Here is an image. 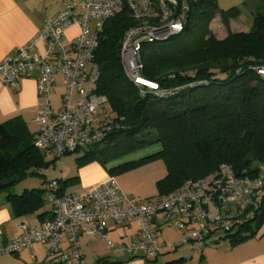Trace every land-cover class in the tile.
Masks as SVG:
<instances>
[{
	"label": "built area",
	"instance_id": "built-area-1",
	"mask_svg": "<svg viewBox=\"0 0 264 264\" xmlns=\"http://www.w3.org/2000/svg\"><path fill=\"white\" fill-rule=\"evenodd\" d=\"M61 1L60 10L43 24L34 39L0 61V80L4 84L12 85L22 77L36 80L37 130L33 144L54 158L97 144L118 127L107 98L96 92L99 71L93 58L104 22L122 7L130 11L136 23L121 41L124 73L140 96L165 97L179 88L163 89L157 81L142 75V46L179 35L190 9L187 0ZM74 26L79 31L67 43L65 32ZM39 41L44 43L43 54L36 50ZM252 68L264 78V65ZM56 75L64 79L57 110L51 101ZM57 186V180L46 183L51 217L39 227L19 222L20 233L1 243L0 253H15L26 247L33 264H44L33 251L34 243H42L51 264H85L81 237L96 236L116 252L145 258L188 243L199 247L218 245L257 218L264 194V159L254 176L237 174L231 165L222 164L207 176L187 180L168 195L147 200L129 196L111 175L82 193H59ZM157 218L160 225L179 231L177 240H159ZM108 220L119 226L135 222L137 228L128 242L117 243L106 234Z\"/></svg>",
	"mask_w": 264,
	"mask_h": 264
},
{
	"label": "trees",
	"instance_id": "trees-1",
	"mask_svg": "<svg viewBox=\"0 0 264 264\" xmlns=\"http://www.w3.org/2000/svg\"><path fill=\"white\" fill-rule=\"evenodd\" d=\"M187 2L190 7L187 23L179 35L142 46V75L157 81L163 89L179 88L165 97L140 96L124 73L121 41L136 23L130 11L122 7L104 22L93 58L99 71L96 92L107 98L108 109L118 127L104 140L82 148L86 150L79 158L81 166L94 161L105 166L159 143V152L107 171L113 176L121 167L160 157L167 168L166 175L157 182L160 196L174 192L187 180L209 175L222 164L231 165L237 174L254 176L264 159V78L252 68L264 65V12L254 16L247 34L229 36L219 43L208 35L209 21L219 14L222 24L229 29L230 21L240 15L241 9L237 6L220 9L216 0ZM183 35L188 38H182ZM215 45L220 47L221 59L207 56V50L215 53ZM183 57L194 65H187L183 61L189 59ZM177 67L183 70L172 72ZM44 156L34 146L33 136L22 140L11 125L0 124V182L16 174L21 178L37 174L46 164ZM71 179L57 180L60 185L57 192L64 193L63 184ZM6 188L0 184V191ZM44 190L50 202L46 184L45 188L25 189L20 194L8 191L7 198L20 216L44 207ZM253 225L256 231H252ZM262 225L264 194L257 218L241 228L250 234L242 235L239 230L230 242L256 236ZM96 264L119 263L101 259Z\"/></svg>",
	"mask_w": 264,
	"mask_h": 264
},
{
	"label": "crops",
	"instance_id": "crops-1",
	"mask_svg": "<svg viewBox=\"0 0 264 264\" xmlns=\"http://www.w3.org/2000/svg\"><path fill=\"white\" fill-rule=\"evenodd\" d=\"M253 1L256 0H216L220 9L237 6L242 11ZM61 6V0H0V61L13 55L18 48L34 39L43 24L51 19ZM217 15L219 19V14ZM78 31V26L67 30L64 35L65 41L70 43ZM36 50L39 54H43L44 43L39 41ZM55 82V90L60 89L59 96H61L64 91V79L61 75H56ZM37 108V83L34 77H22L12 85L4 84L0 80V124L11 125L13 132L22 140L31 138L37 130L34 122ZM160 149L136 158L122 157L123 160L117 159L105 166L96 161L90 162L78 168L75 174L73 170L65 173L62 175L65 176L63 180L73 176L75 178L70 180L74 190L67 191L64 187V193H82L104 180L108 176V169L124 162L153 155ZM50 210L49 206L20 216L16 215L11 201L7 198V192L0 191V244L20 233L17 226L19 222H24L30 227H39L49 218ZM156 223L160 241L177 240L179 237L177 229L160 225L159 218L156 219ZM136 228L135 222L127 226H119L111 220L106 222L108 238L117 243L128 242ZM79 244L85 264H96L101 259H108L119 264H264V232L234 244L230 240L206 247L188 243L152 258L131 257L126 252H116L106 241L96 236L81 237ZM33 251L37 260L43 261L44 264H51L47 249L42 243H34ZM0 264H33L31 251L24 247L15 253H0Z\"/></svg>",
	"mask_w": 264,
	"mask_h": 264
},
{
	"label": "rangeland",
	"instance_id": "rangeland-1",
	"mask_svg": "<svg viewBox=\"0 0 264 264\" xmlns=\"http://www.w3.org/2000/svg\"><path fill=\"white\" fill-rule=\"evenodd\" d=\"M262 12H264V0L253 1L252 4L250 3L248 8L244 9L243 11L241 10L240 15L237 18L230 21L229 29L225 28V26L221 22L220 16L218 19V15L216 14L208 23V35H211V39L222 43L227 41V38L229 36L233 37L236 36V34H247L252 27L254 16ZM208 35L205 38H208ZM182 38L187 39L188 36L183 35ZM234 39L236 40V37ZM213 51L215 53L209 52L207 50L209 54L207 56L211 59L222 58V53L219 52L220 47L218 45L213 46ZM184 58L188 57H183L182 59ZM183 62H185L187 65L193 63L190 61V59H186ZM181 70H183V68L177 67L173 69L172 72ZM59 91L60 89H56L51 97L53 108H55L56 110L61 105V96H59ZM160 147L161 145L159 143H155L148 147L126 154L123 157L124 159L136 158L146 153L156 151ZM85 150L86 149H80L79 151L66 153L60 158H54L51 155H45L44 160L46 164L39 168L37 174L25 175L19 181L6 186L7 188L3 189L2 191H9L12 193L20 194L25 189L45 188L46 182L53 179H57L58 181L63 180V177H65L62 176L63 174L70 173L72 170L75 174L78 168L81 167L79 158L84 155ZM119 160H123V158H119ZM166 173L167 168L164 160L160 157H153L137 165H128L125 167H121L115 170L113 176L115 177L121 188L125 191V193H128L129 196L140 200H147L160 196V190L158 188L157 182L158 180L162 179L166 175ZM70 182L71 181L68 180L63 184L67 191L74 190L72 185L73 183ZM46 192L47 190H44L43 192V197L46 201L44 207H51L50 202L47 200V198H45ZM252 231H256L255 225L252 226ZM262 232H264V225H262L259 230H257L256 234H261ZM241 234L249 235L250 232L246 229H242ZM226 240H230V238L225 239V241Z\"/></svg>",
	"mask_w": 264,
	"mask_h": 264
},
{
	"label": "water",
	"instance_id": "water-1",
	"mask_svg": "<svg viewBox=\"0 0 264 264\" xmlns=\"http://www.w3.org/2000/svg\"><path fill=\"white\" fill-rule=\"evenodd\" d=\"M21 179V175L16 174L14 176L8 177L0 182L2 186H8L16 181H19Z\"/></svg>",
	"mask_w": 264,
	"mask_h": 264
}]
</instances>
